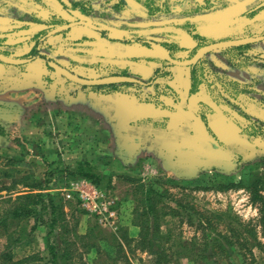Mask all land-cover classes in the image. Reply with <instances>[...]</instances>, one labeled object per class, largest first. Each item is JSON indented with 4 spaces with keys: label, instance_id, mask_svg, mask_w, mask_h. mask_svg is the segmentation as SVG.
Listing matches in <instances>:
<instances>
[{
    "label": "rangeland",
    "instance_id": "1",
    "mask_svg": "<svg viewBox=\"0 0 264 264\" xmlns=\"http://www.w3.org/2000/svg\"><path fill=\"white\" fill-rule=\"evenodd\" d=\"M102 9L103 5H99L95 0L91 8V15L96 18L94 21L100 23L103 28L109 27L111 32H117L121 40L131 37V34L146 35L151 27H154L155 31L161 28L160 24L149 27L141 21L130 22L131 16L126 11L119 14L120 21L119 16H113L109 12L103 13H106L104 18L100 13ZM52 12L53 6L49 0H0V52L33 60L41 51L40 60L37 59L36 63L28 65L26 62L20 65L23 72L32 73L35 69H46V75H43L41 80L52 77L49 80L68 81L46 64L47 60H55L53 57L58 55L61 63L67 64V69L83 77L96 78L101 77L102 73L113 74L114 72H110L115 70L113 66H103V57H107L104 54L109 53H118L119 57L123 55L120 45L113 47L104 43L94 49L85 45L83 39L104 42L103 38H99L96 32L80 28L66 33L62 31L57 42L45 38L46 32L73 20L65 14L54 15ZM40 38L42 42L39 48L32 51V46ZM57 47L62 54L59 52L60 54L56 55ZM242 50L244 49L229 50V65L247 64L248 58H245ZM190 55L191 53L179 59H186ZM205 59L204 65H199L200 83L204 86L202 90L206 102L205 108L202 109V123L198 118H195L197 123H194V118L186 115L183 130L164 129V121L155 117L153 111L149 112L147 119L155 123L154 128L145 130L142 134L134 132L138 136L146 135L144 140L139 137L129 140L124 134H118L115 139L111 135L103 137V131H100V137H97L94 130L84 129L76 121L73 122L76 129L70 132L63 127L57 133H54L52 128L40 131L41 129H34V125L21 131L17 129L16 122L7 124L1 119L0 168H17L20 173L12 177L14 180H35L42 188L41 191L49 195L45 196V204H48L51 198L56 205L54 229H51V216L47 212L37 221V227L33 231H30L34 223L33 216H30L29 220L20 221L23 231L20 234V228L13 233L16 237L19 234L22 236L21 243L12 248L15 259L38 254V264H51L46 246L49 239L60 247L59 264H153V255L140 250L136 244L140 213L144 209V203L140 201L141 185H144V188L153 185L162 192L168 190L173 196L171 198L183 203L188 202L198 212L221 214L218 229L221 232H226L232 227L233 230L242 232L246 238L251 237L247 231L256 222L258 210L251 204L247 191L242 188L220 191L216 187L218 183L239 181L247 170H264V158H260L264 157V84L259 83V92L238 83L230 84L231 79L226 77L228 81L221 72L222 63L219 60L213 63ZM78 65L92 68L94 71L80 69ZM176 68L169 65L168 71H159L158 76L161 75L160 77L165 79L175 77L182 82L184 76L178 73ZM4 70L3 67L0 68V87L7 83V78H2ZM157 72L158 70L156 74ZM152 77L147 80L150 81ZM262 79L264 80V77ZM101 90L111 93L108 90H114V87H103ZM252 94L258 97L255 96L254 99ZM159 102L163 103V100ZM212 102L217 105L220 118L223 119L224 114H227L236 124L232 133L224 131L215 134L206 128L209 114L212 116ZM181 113L185 115L184 109H181ZM98 122L104 123V126L108 123L105 116ZM41 132L44 135L41 137L42 145L35 144L34 134L39 135ZM154 134L159 135L157 139L153 137ZM145 140L152 145L151 148L141 145ZM157 140L160 142L158 147L153 144ZM214 147L227 150L236 160L240 158V166L228 168L229 162L206 159L197 153ZM84 168L91 174V178L80 174V170ZM81 179L93 183L108 195L119 214L116 229L101 227L95 215L83 210L76 194L66 198L65 190ZM12 181L11 178L0 177V198L8 199L10 195L14 197L18 192L28 189L25 183L20 182L11 187ZM12 206L11 201L1 202L0 211H8ZM168 206H176L175 201L164 197L161 207L166 211ZM195 220L196 217H193V221ZM160 224L162 237L166 239L170 236L168 242L197 240L202 236L195 226L189 225L186 217L181 218L180 214L174 217L167 215L161 219ZM167 230L170 234L166 233ZM88 231L92 232L85 236ZM255 231L256 239L264 246V238L261 237L258 227ZM6 238L1 232L0 252L4 250ZM185 252L187 255H183L179 250L176 253L179 264H229L227 260L197 259L196 254L200 252L198 248ZM253 252L256 264H264V249L254 248Z\"/></svg>",
    "mask_w": 264,
    "mask_h": 264
},
{
    "label": "crops",
    "instance_id": "2",
    "mask_svg": "<svg viewBox=\"0 0 264 264\" xmlns=\"http://www.w3.org/2000/svg\"><path fill=\"white\" fill-rule=\"evenodd\" d=\"M63 1L67 4L69 2L68 0ZM239 1L234 0L232 3ZM94 2L95 0H92V4ZM97 2L99 5H103L100 13L104 18L106 13H103L109 12L113 16H119L118 21H120V15L126 11L131 16L129 17L130 22L141 21L149 27L153 24L161 25L159 31H155L154 27H151L146 35L131 34L132 36L129 38H132V40L129 42L121 40L118 38L117 32H111L112 30L106 27L108 35L113 40L103 38L104 42L90 43L94 46V49L104 43L113 47L120 45L119 48H122L123 55L119 57L118 53L104 54L107 57H103L104 65H102L113 66L115 70H110V72L133 75L142 83L103 85L98 87L99 90L95 89L97 87L90 88L91 86L83 88L67 80V82L49 80L52 77H49L48 81L41 80V77L46 75L47 71L43 68L32 70V73H30L23 72L20 69L22 64L10 65L0 62V68L5 69L2 78H7L6 85L0 87V123L3 119L7 124L16 122L17 129L21 131L22 129L25 131L29 129V126L34 125V129H41L40 131L45 129L46 131L52 128L51 130L57 133L62 127L66 128L68 132L76 129L73 126V122L76 121L84 129L94 130L97 137H100L99 133L103 131V137L104 135H111L115 139L118 134H124V137L129 140L134 137L144 140L146 135L141 134L145 130L154 128L155 123L153 124L152 121L147 119L150 111L154 112L155 117L164 121V129L167 130H183L187 116L194 118V123L195 121L197 123L195 118L200 119L202 123V109L205 108L206 102L202 90L204 86L200 83L199 65H204L203 61L206 59L198 61L193 66L197 83L195 90L191 91V67L166 63L162 54L166 50L171 56L182 58L190 54L191 50L198 45L199 40L203 42L241 36V30L227 29L228 19L240 10V5L213 1L209 3V5H212V9H204V4L199 0H97ZM39 8H41V5H39ZM218 26L222 27L218 29ZM77 28L80 27L72 26L68 30H63V32L75 31ZM113 29H115V26ZM48 32H46L45 38L48 37L57 42L62 31L51 35H47ZM256 45L253 46L256 47ZM58 49L59 47L55 52L56 55L59 52L62 54ZM221 51L210 52L205 58L207 57L213 63L217 60L222 63L221 72L224 78L227 77L232 80H230V84L238 83L242 86L245 85L247 89L253 88L256 92H259L261 89L259 83L264 84L262 79L264 70L261 69L262 60L251 58V60H247L246 65L231 66L228 60L229 50ZM40 54L41 51L33 60L30 59L27 64L31 65L36 63L37 59L40 60ZM9 56H13V54L10 53ZM53 58L61 63L59 55ZM60 65L67 66L65 63ZM169 65L177 67L178 73L183 74L184 80L182 82L176 80L175 77L165 79L161 78V75L158 76L159 71L167 72ZM77 67L89 71L92 69L81 65ZM92 71L94 70L92 69ZM150 77L152 79L147 80ZM246 84H251V86ZM103 87H114V90H108L112 94L102 92L101 88ZM181 89H183L182 92ZM226 90L228 92L229 84H227ZM251 96L254 99H256L255 96L258 97L254 94ZM159 100H163V103ZM181 109H184L185 115L181 113ZM211 109H213L212 116L210 113L206 128L215 134L224 131L232 133L236 124L227 114H224L223 119L220 118L217 105L213 102ZM104 116L108 121L106 126H104V123L98 122ZM134 132L141 134L138 136ZM154 135L153 137L156 139L159 136ZM34 136L36 138L34 143L42 145L41 137L44 136L43 133L41 132L39 135L35 133ZM141 145L152 147L146 140L142 141Z\"/></svg>",
    "mask_w": 264,
    "mask_h": 264
},
{
    "label": "trees",
    "instance_id": "3",
    "mask_svg": "<svg viewBox=\"0 0 264 264\" xmlns=\"http://www.w3.org/2000/svg\"><path fill=\"white\" fill-rule=\"evenodd\" d=\"M190 71V90L194 91L197 83L194 67ZM159 143L155 141L153 144L158 147ZM260 158L264 157L260 156ZM238 159L240 160V158ZM239 160L229 162L227 167L232 169L238 168L240 166ZM81 170L80 174L82 176L91 178V174L86 171L87 169L84 168ZM19 173L20 170H17V168H0V177L4 179L11 178L13 180L11 187L20 182L25 183V187L28 188L25 191L18 192L14 197L10 195L8 199L0 198V203L11 201L13 205L8 211H0V233L2 232L7 237L4 250L0 252V264H38L36 261L39 258L38 254L27 255L21 259H15L13 256L12 248L21 243L20 237L22 236L20 234L23 231L21 226L22 222L20 223L21 220H29V217L33 216L34 223L30 228V231H33L37 227V221L47 212L51 216V229H54L56 224V218L54 216L56 205H54L53 200L50 198L48 204H45V196L49 197V195L41 191L42 188H40L39 183L35 180L24 182L21 179L16 178L14 180L12 178ZM24 177L27 178L28 176ZM129 180L133 181V179ZM141 186L140 201L144 203V209L140 213L141 220L138 222L139 233L136 244L140 250L153 255V264H179V258L175 256L178 250L183 255H187L185 251H193L195 248H198L200 251L199 254H196L198 255L197 259L202 261L213 258L215 261L227 260L229 264H256L253 249H264L263 244L255 236V229L258 227L261 237L264 238V170H258L257 168L247 170L243 173L239 181L218 183L216 187L220 191L231 188H242L247 191L251 204L258 210L256 222L247 231L249 233L248 235L251 236L250 238H246L242 232L239 233L233 230L232 227L228 228L226 232L218 230L219 222L222 218L221 214L198 212L188 202L183 203L180 200L171 198L173 196L168 190L162 192L154 188L153 185H149L147 188H144V185ZM164 197L175 201L176 206H168V210H163L161 203ZM161 210L163 211L159 213ZM179 214L181 218L186 217L189 225L195 226L196 230L202 234L200 238L197 240L191 239L190 241L178 240L174 241V243L173 241L168 242L170 236L166 239L162 237L161 219L167 215L174 217ZM193 217H196L195 221H193ZM20 228L19 236H14L13 233ZM91 232L88 231L85 236ZM169 232V230L166 231V233L170 234ZM46 246L50 255V263L59 264L61 250L58 244L47 239Z\"/></svg>",
    "mask_w": 264,
    "mask_h": 264
},
{
    "label": "flooded vegetation",
    "instance_id": "4",
    "mask_svg": "<svg viewBox=\"0 0 264 264\" xmlns=\"http://www.w3.org/2000/svg\"><path fill=\"white\" fill-rule=\"evenodd\" d=\"M49 1L52 2V6H53L52 14L55 15V14L60 13V14H65L69 18H73V20L67 21L63 24H67L70 22L77 21V18L72 14V11L76 10V11H79L83 15V20L91 22L95 27H90V26H86V25H82V24H76L74 26L80 27L81 29H85V30H88L91 32H96L99 35V38H107L110 41L113 40V38L108 35L107 30H104L106 28L101 27L100 23L94 21L96 18L93 15H91V13H92L91 12L92 0H68L69 1L68 4L65 3L63 0H49ZM108 1H111V0H108ZM119 1H121V0H119ZM199 1H201L204 4V9H209L212 7V5H209V3L213 2V1L232 3L234 0H199ZM232 4H234V5L238 4V6L240 5L239 6L240 10L237 11L235 13V15H233L231 18L228 19L227 29L228 28H230V29L235 28L236 30L239 29V30H241L242 35L235 37V38H223V39L211 40V41H206V42L205 41L201 42V40H199L198 45L195 46V48H193L191 50V52H190L191 55L186 59H189L190 57H192L198 48H200L201 46L206 45V44L219 42V41L233 40V39H237V38L259 37V40L254 41V42H248V43H245L242 45L226 47V48H222V49H218V50H222V51L226 50L227 51V50H230L231 48H236V49L242 48V49H244L242 51H243V55L245 56V58L262 60L261 61L262 62L261 68H263V70H264V0H240L239 2H237V3L235 2ZM60 25H62V24H60ZM222 26H224V25H222ZM222 26H220V27L218 26L219 27L218 29H220ZM69 28H67L66 30H68ZM223 28H225V27H223ZM96 39H97V37H96ZM131 40H132V38H125L123 41L129 42ZM138 40H140V39H138ZM41 42H42V38L38 39L35 42V45L32 46V49L39 48ZM83 42L85 43V45H89L91 47H94L90 43H93L95 41L83 39ZM97 42H99V41H97ZM254 44H257V47H254L253 46ZM214 51H217V50H213L210 52H214ZM210 52L204 54L198 61L205 59V56L208 55ZM170 56H171V54H170ZM171 57H173V56H171ZM173 58H175V57H173ZM176 59H179V58H176ZM186 59H179V60H186ZM164 62L167 63L168 61L165 59ZM197 62L193 65L188 66V67L192 68L193 66H195L197 64ZM168 63L171 64L170 62H168ZM171 65H173V64H171ZM175 66H177V65H175ZM113 74H115V73H113ZM107 75H111V74H107ZM126 75H129V74H126ZM102 76H106V75L103 74V75H101V77ZM96 87H99V86H96Z\"/></svg>",
    "mask_w": 264,
    "mask_h": 264
},
{
    "label": "water",
    "instance_id": "5",
    "mask_svg": "<svg viewBox=\"0 0 264 264\" xmlns=\"http://www.w3.org/2000/svg\"><path fill=\"white\" fill-rule=\"evenodd\" d=\"M72 14L77 18V21L70 22L67 24L58 25L55 28L51 29L47 35L54 34L56 32H61L66 30L69 27H72L76 24H82L90 27H95L91 22L83 20V15L76 10L72 11ZM259 40V37H249V38H237L233 40L227 41H219L210 44H206L201 46L196 50L194 55L186 60H179L170 56L168 51L163 52V58H165L168 62L177 66H190L195 64L204 54L218 50L226 47L238 46L248 42H254ZM30 59L28 58H19L6 55L0 52V62L10 65H19L28 62ZM47 65L52 68L57 74L64 77L66 80L78 84L80 86H103L110 84H119V83H142L141 80L126 74H111L102 77L96 78H87L81 75L74 73L73 71L67 69L66 67L60 65L54 60H48ZM199 156L203 158L214 160V161H223V162H231L236 161V157L233 156L227 150L221 147H214L208 151H198Z\"/></svg>",
    "mask_w": 264,
    "mask_h": 264
},
{
    "label": "built area",
    "instance_id": "6",
    "mask_svg": "<svg viewBox=\"0 0 264 264\" xmlns=\"http://www.w3.org/2000/svg\"><path fill=\"white\" fill-rule=\"evenodd\" d=\"M65 191L66 198H70L73 194H76L77 200L80 202L83 210L95 215L101 227L116 229L119 214L108 198V195L102 189L86 179H81Z\"/></svg>",
    "mask_w": 264,
    "mask_h": 264
}]
</instances>
